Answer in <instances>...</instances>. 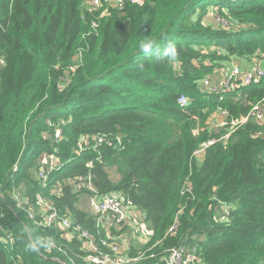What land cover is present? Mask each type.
<instances>
[{"label":"trees","instance_id":"trees-1","mask_svg":"<svg viewBox=\"0 0 264 264\" xmlns=\"http://www.w3.org/2000/svg\"><path fill=\"white\" fill-rule=\"evenodd\" d=\"M91 1L0 0V236L13 239L0 240V264H93L77 233L37 224L39 195L99 239L97 216L78 206L88 181L144 212L138 247L114 237L129 225L109 217L110 239L138 257L127 264H164L183 245H196L202 264H264V119L193 155L213 137L210 113L239 118L264 103V77L217 94L199 85L205 60L264 57V0H100L89 10ZM210 10L215 24L203 20ZM145 37L173 42L178 60L138 52ZM50 154L57 164L42 186Z\"/></svg>","mask_w":264,"mask_h":264},{"label":"built area","instance_id":"built-area-1","mask_svg":"<svg viewBox=\"0 0 264 264\" xmlns=\"http://www.w3.org/2000/svg\"><path fill=\"white\" fill-rule=\"evenodd\" d=\"M125 1L140 3L145 0H105V2H109L117 8H121ZM91 4L99 5L101 4V1L92 0ZM3 63V58L0 57V66ZM195 63H197L196 60ZM263 77L264 68L257 64V66L249 72H241L238 67H234L222 83L209 84V81L205 76L200 81V84L207 87L202 88L204 91L217 94L227 90H233L241 85L259 83ZM176 103L180 107H186L189 103V97L182 93L178 96ZM218 117L223 118V120L221 122L217 121L216 125H225L227 131L219 140L212 138L201 143L200 147H198V149H196L193 153L197 160L202 158L206 148L210 144H213L216 141H228L231 134L249 119L255 118L257 120H263L264 110H262L259 104H255L250 108L247 114L240 116L239 118L228 117V111L224 109H218L209 114V118L211 120H217ZM54 135L56 138H59L60 130L57 129ZM46 164L47 165H45L44 168L37 173V177L42 186H46L48 174L56 168L57 162L53 154H50L47 157ZM87 179L89 180V176ZM86 187L90 190V193H88L87 205L89 206V210L97 216L95 227L96 234L99 236V239L96 240V236H94L90 230L83 227L81 224L76 223L70 216L60 214L55 206L39 195H37V200L44 214L37 224L42 227H52L57 225L64 229H70L73 233H77L78 237L83 242L84 249L86 250V259L93 264H127L131 261L137 260L138 257L128 256L119 242L114 239L111 240L110 235L103 228L104 220L108 217L113 220L115 226H119L121 224H135L136 210L134 204L121 192L114 191L106 195L97 194L92 191L89 181L86 184ZM186 189L190 190V187H186ZM0 197H3V195L0 194ZM22 202L27 203V200L19 199L18 205H21ZM225 211L228 212L227 207H225ZM29 216L33 217V213L30 212ZM0 240L2 242H6V244H9L10 246L13 241L10 234H6L2 237L0 236ZM163 261L164 264H202L199 258L198 247L196 245H183L171 248L163 257ZM17 264L22 263L18 262Z\"/></svg>","mask_w":264,"mask_h":264},{"label":"rangeland","instance_id":"rangeland-1","mask_svg":"<svg viewBox=\"0 0 264 264\" xmlns=\"http://www.w3.org/2000/svg\"><path fill=\"white\" fill-rule=\"evenodd\" d=\"M99 6V7H98ZM87 7L89 10H97L100 7L99 5H92L91 3L87 4ZM104 9H107L105 7ZM106 11V10H104ZM107 12V11H106ZM105 12V13H106ZM103 13V14H105ZM102 14V15H103ZM214 18V19H213ZM218 19V16L216 13H214V10H210L209 12L205 13L203 16V20H206L209 23H214L213 20ZM215 24V23H214ZM215 45L205 46L208 52H212L213 50H217L219 53H221L220 49L217 47H214ZM223 52V51H222ZM206 65L210 66L209 72L206 73V78L209 81V84L213 83H222L225 81L227 75L230 73V71L234 67H238L241 72H249L254 69L257 64L260 65V67L264 68V57L260 60H256L253 57H247V56H238V55H230L227 59H219L215 60L214 63H212L210 60L204 61ZM201 88H207L206 86H202L200 84ZM262 110H264V103H262L261 106ZM223 118L218 117L217 120H211L208 117L207 120V128L209 129V133L213 135V139L219 140L221 139L222 135L227 131V128L225 125L217 124V121H222ZM219 122V123H220ZM211 138V139H212ZM201 158H199L197 161L199 162ZM41 161V160H40ZM109 173L113 179H116L119 174L115 168H110ZM87 199L88 194H82L80 195V200L78 201V206L83 208V210L90 211L87 206ZM141 216L139 214L136 215L135 218V224L129 225V229H125L124 234L125 237H127L129 240L126 242V245H137L136 247L140 246L142 242H144L148 237V230L145 228V223L143 224L141 222ZM144 222V221H143ZM138 223V227H136ZM128 243V244H127Z\"/></svg>","mask_w":264,"mask_h":264},{"label":"clouds","instance_id":"clouds-1","mask_svg":"<svg viewBox=\"0 0 264 264\" xmlns=\"http://www.w3.org/2000/svg\"><path fill=\"white\" fill-rule=\"evenodd\" d=\"M196 16H192V20L195 21ZM138 52L142 53L144 56H155L160 61H167L170 63H175L178 60V51L173 42L169 41L165 44H161L157 39L151 37H145L141 39L137 44ZM141 69L143 65H138ZM43 243V241H41ZM45 248H50L51 244H43ZM35 247L34 244L29 243L27 245L28 250Z\"/></svg>","mask_w":264,"mask_h":264},{"label":"crops","instance_id":"crops-1","mask_svg":"<svg viewBox=\"0 0 264 264\" xmlns=\"http://www.w3.org/2000/svg\"><path fill=\"white\" fill-rule=\"evenodd\" d=\"M260 60H261V58H259ZM79 200H80V198H79ZM88 206V205H87ZM80 207V206H79ZM81 208V207H80ZM88 208H89V206H88ZM83 209V208H82ZM135 210H136V215L137 214H139L140 216H141V218L142 219H140L141 220V222L145 225V228L147 227V224H146V222H145V219H144V212L142 211V210H140V209H138V208H136L135 207ZM87 211H88V209H87ZM91 212V211H90ZM144 221V222H143ZM104 225H105V230H106V232L107 233H109L108 231H109V228H110V231H111V225H112V223H111V219H109V217L108 218H106L105 219V223H104ZM114 225V224H113ZM136 227H138V223H137V226ZM126 229H129V227H127ZM124 231L125 230H123V232H121L120 234H114V237H116V238H118L120 241H122V243L126 246V242H128V238L127 237H125V234H124ZM128 244V243H127Z\"/></svg>","mask_w":264,"mask_h":264}]
</instances>
